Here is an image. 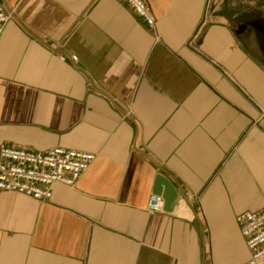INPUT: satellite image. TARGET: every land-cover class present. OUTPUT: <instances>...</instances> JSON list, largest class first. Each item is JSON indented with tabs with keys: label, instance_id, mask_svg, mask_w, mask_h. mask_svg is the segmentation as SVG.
<instances>
[{
	"label": "crops",
	"instance_id": "1",
	"mask_svg": "<svg viewBox=\"0 0 264 264\" xmlns=\"http://www.w3.org/2000/svg\"><path fill=\"white\" fill-rule=\"evenodd\" d=\"M0 0V146L96 154L39 202L0 192V264H241L264 209V59L233 17L263 0ZM73 53L76 62L57 55ZM178 193L145 210L155 176Z\"/></svg>",
	"mask_w": 264,
	"mask_h": 264
},
{
	"label": "built area",
	"instance_id": "2",
	"mask_svg": "<svg viewBox=\"0 0 264 264\" xmlns=\"http://www.w3.org/2000/svg\"><path fill=\"white\" fill-rule=\"evenodd\" d=\"M149 28L155 20L144 0H120ZM223 0H208L214 8ZM11 12L0 3V38ZM60 61L67 58L76 62L75 54L57 55ZM0 78V85L3 83ZM89 151L53 146L42 151L26 150L13 146H0V192L23 195L39 202L50 200L52 186L60 184L72 188L95 160ZM145 210L149 213L163 212L161 195H151ZM241 237L248 250V258L241 264H264V209L244 211L235 216Z\"/></svg>",
	"mask_w": 264,
	"mask_h": 264
},
{
	"label": "water",
	"instance_id": "3",
	"mask_svg": "<svg viewBox=\"0 0 264 264\" xmlns=\"http://www.w3.org/2000/svg\"><path fill=\"white\" fill-rule=\"evenodd\" d=\"M235 34L253 33L261 55L264 59V14L261 10L243 11L233 17ZM152 195H161L163 211L172 212L178 193L174 185L162 174L154 179Z\"/></svg>",
	"mask_w": 264,
	"mask_h": 264
},
{
	"label": "rangeland",
	"instance_id": "4",
	"mask_svg": "<svg viewBox=\"0 0 264 264\" xmlns=\"http://www.w3.org/2000/svg\"><path fill=\"white\" fill-rule=\"evenodd\" d=\"M263 7H264V0H263V3H262Z\"/></svg>",
	"mask_w": 264,
	"mask_h": 264
}]
</instances>
